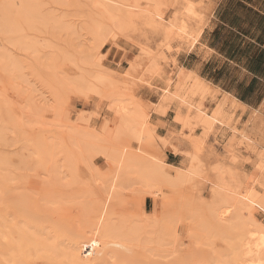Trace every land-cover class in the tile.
Instances as JSON below:
<instances>
[{
	"label": "rangeland",
	"instance_id": "374dc122",
	"mask_svg": "<svg viewBox=\"0 0 264 264\" xmlns=\"http://www.w3.org/2000/svg\"><path fill=\"white\" fill-rule=\"evenodd\" d=\"M43 1L40 0L37 7L41 6ZM46 1L47 6L43 4L40 9L38 8L39 10H36L39 11L41 16L48 17L46 15L53 13L52 16L56 20H62L67 25L73 24L77 30L79 29L77 25H81V23L85 25L87 22L88 19L84 21V18H90V14L96 15L95 11H97L90 0H72V2L70 0H67L68 2L57 0L59 3H54L52 0L51 3L49 0V3ZM138 1L140 9L141 7H147L144 0ZM222 1L162 0L160 10L164 14L165 24H168L175 17L178 20L185 19L188 32L191 35H198V39L193 45H189L188 39L177 37L173 30H166V26L158 25V23L155 27L149 25L144 14H134L126 26L115 30L119 34L115 37L108 35L109 39L97 51L98 58L102 60L99 67L92 65L82 67V63L79 61L87 49L86 42L89 44V40L92 39V44L90 42L89 45L94 43V38L92 35L90 37V32L86 31L87 29H82L81 32L80 29L78 33L76 32V35L72 36L62 31L54 37L49 31L45 32V30L51 28L52 21L46 26L42 27L41 25L42 29L45 28L44 32L40 30V23H37L39 26L35 25V29L33 27L30 30V25L25 24V28H23L24 25L18 27V24L17 33L26 32L29 35L24 34L27 40L31 39V42L38 46V48L35 47V53H29L20 48L18 50L13 41L8 40L10 33L12 36L17 33L13 34L8 31L4 33L5 30H0V52L9 54L8 62L12 60L21 62V67L16 71L14 77L7 70L1 68L0 64L1 70L3 69V71H0V129L4 136V143H2L4 146H1L0 143V155L11 156L7 172L12 179L9 180L8 184L12 194L18 195L25 192L34 201H44L41 197L48 195L47 197L52 199V202L48 200V204L52 205L54 201V207L49 205L48 208L47 205L45 207L47 215L49 213L50 216L54 217L55 215L57 217L56 219H48L50 227L47 231L51 240L58 244V238L55 236L53 229L59 227L54 222L62 221V226L66 225L67 228L71 224L72 230L67 232L62 226V228H59L62 234L68 236L66 239L60 240L66 252H75L92 247L100 250L101 256L85 254L89 264H189L194 259L196 252L197 255L203 258H210L213 254H219L218 252L228 255L227 252L231 247L235 248L237 240L235 232L232 233L233 231L228 229L227 231L225 228L222 230L215 223L214 217L208 212V204L211 202V196H213V192L210 193L212 191V181L210 179H213L214 176L212 169L215 166H220L223 170L224 179H229L237 183L238 186L245 184L248 179L254 180L259 190H264V165L263 169H260L259 164H255L257 161L259 162V157L264 156V122L260 119H264V103H262L264 99V75H261L264 68L259 64L252 65L251 62L249 63V57L256 53L258 45H242L240 36H236L229 29L227 31L224 28L221 16ZM87 2H90V6ZM140 9H136L137 12H140ZM86 11L90 16H87ZM91 11L93 12L91 13ZM12 31H15V28ZM37 41L38 44H36ZM82 41L85 43L83 44ZM77 43L81 44L82 47H79L81 50L79 48L76 50ZM66 44L70 47L67 48L68 45ZM73 52L75 53L73 54ZM66 58L70 59V62ZM151 59L157 64L155 67L153 64L151 65ZM73 63L75 66H73ZM78 64H81V67ZM251 65L253 69L259 72L256 75L257 77H252V73L249 71ZM180 66L182 74L177 77V70ZM89 67H92L93 70L95 68H99L100 71L104 70L103 75L106 72L104 75L106 82L104 81L103 84H99L86 76L88 79L93 80L94 85L96 83V89L98 88L102 94L100 98L98 93L91 92L92 96L90 93L85 99L82 88L78 83L86 71L89 74V71L92 70ZM148 67L150 68L148 69ZM83 70H85V73L82 72L81 74ZM9 76L11 77L9 78ZM12 77L18 80L13 89L12 85H7L9 82L7 79L11 80ZM51 78L52 81H50ZM109 79L111 82L108 81ZM59 82L63 85L58 84ZM73 82L75 83L73 84ZM104 83L106 86L108 85L106 88ZM109 84H112L111 87ZM16 87L20 88L18 89V91L20 90L19 93H17ZM166 87H169L167 92L170 96L182 100V104H180V107L175 104H167L168 109L166 107L165 114H161L163 112L159 113L160 110L158 109L156 116V106L158 108L160 102L164 100L161 96ZM196 87L199 88L197 95H194L192 92L197 90ZM114 89L119 92L126 91L125 93L131 91L130 96L133 94L131 97L136 99L138 96L137 99L140 98V100L149 104L150 107L147 108L151 119L149 128L151 132L156 134V140H154V143L145 142L146 149L153 152L158 148L164 162L179 165L186 169L190 166L187 161H183L184 154L195 155L200 163H203L204 171L208 173L205 174L204 172L201 173V176L199 175L198 181H200V178L201 181L198 184H196V178L192 179L196 175L198 178V174H193V176L189 174V176L187 175L188 178L183 177L181 180H177L175 186L157 180L156 184L150 187L135 180L136 174L131 170H126L124 176L132 178L131 185L120 189L106 190L100 187L94 179V168L101 171L110 169V174L113 175L115 170L121 168L119 164H111L109 160L94 156L90 164L79 157L73 168L67 166L65 158L70 153L68 150V147H70V134L67 128L58 125L59 120H63L66 116L64 120L72 122L77 115L86 113L91 117L89 125L92 128H100L106 121L111 127L115 126L117 117L110 114L108 99L103 98L106 95L105 93ZM57 91L58 94L56 95ZM229 96L236 102L242 101L246 105L241 106V108L232 105V108H229V103H231ZM27 97L34 102L35 106L42 107L43 111L45 108L43 115L42 111L40 112L41 116L35 115L33 105L26 102ZM202 97L204 98L202 112H207L208 108L216 107L224 115L218 116V119L214 122V127L230 126L229 132L222 142L215 139L214 133L217 131L215 129H212L206 137H200L201 130L199 127H196L195 133H197L194 137H192V131L183 126H179L177 131H173L172 122L176 116L175 114L179 113L183 116L186 110L185 103L193 98L198 102ZM97 102H101L98 104L99 106ZM232 103L236 104L235 102ZM56 112L58 114L54 115ZM232 114L233 122L231 124L226 118ZM252 117L255 118L253 120V125L257 129L255 131L247 126ZM5 123L8 124L5 125ZM19 134H21L22 139ZM39 135L57 138L55 163L61 167V170L59 171V178L49 180L48 185L42 184L43 178L46 179L45 174L38 166V154L33 151L35 146L33 140L37 141L38 144ZM189 135L191 139H189ZM157 137L159 140H157ZM26 139L29 140L26 141ZM31 139L33 140L31 141ZM28 141H31V144ZM160 141H165L166 144H162ZM130 142L134 145L131 148H135L136 142L131 140ZM31 145L34 146L31 147ZM170 147H175L176 151L174 152ZM75 152L77 153V151ZM75 152H73L74 156H76ZM22 155L25 158V165L23 164L24 161L21 163L23 165L19 163L18 157ZM250 161H252L251 164ZM174 172L177 173L176 170H171L172 174ZM19 173L25 175L20 176ZM189 177H191L190 180L193 181V184ZM34 189H38V191ZM49 190L53 192L51 193ZM43 193H45L44 196H42ZM91 203L94 208L88 213L86 209ZM255 210L257 212L254 210L252 212L254 218L264 225V212L258 209ZM71 220L72 223L69 224L68 221ZM51 221H54L53 224ZM103 224L104 226L117 225L121 237L102 236ZM204 224L207 225V229ZM157 225L159 226L157 227ZM164 228H166L164 234L167 238L177 235V244L172 248L173 251L165 257L152 255L143 247L146 244V238L152 240L158 238L159 235H162L161 232ZM204 228L206 232L209 229L210 231L206 233ZM147 229L148 233L146 232ZM159 229H163L160 234H158ZM194 230L199 231L198 233L202 231L200 233L202 240L200 239L201 242L198 244L194 242L195 239L193 238L195 237L191 239L189 236L190 231L192 235ZM76 237H78V240L74 243Z\"/></svg>",
	"mask_w": 264,
	"mask_h": 264
},
{
	"label": "bare ground",
	"instance_id": "6f19581e",
	"mask_svg": "<svg viewBox=\"0 0 264 264\" xmlns=\"http://www.w3.org/2000/svg\"><path fill=\"white\" fill-rule=\"evenodd\" d=\"M39 1L40 0H0V22H1L0 25L2 26L0 28V30L3 29V30H5L4 33L6 31H8V32H12L14 34V33H17L16 30H17L18 24H19L18 27H20V25H24V26H22L23 28H25V24L30 25V27H29V30H30V28L33 29V27L35 29V25H37V23H40V28H41V25H42V27L46 26L51 21H52L51 28H49V30H45V32L49 31V33H51L52 36H54V37H56L57 34H60V32H62V31H64V32L68 33V35L72 36V35H76V32L78 33V30H80V29H81L80 32L82 31V29H85V30L87 29L86 31L90 32V37H91V35L93 36L94 43H93V45H89L90 42L92 44L91 38H90L91 41L89 40V44H88V42H86L87 49L84 51L83 55L81 56V59L79 58L80 59L79 61H81L80 63H82V67L84 65L85 66L92 65L94 67H99L100 64L102 63V60H100L101 58L100 59L98 58L97 51L100 50V48L103 46V43L107 39H109L108 35L112 36V37L113 36L115 37L116 35H118L119 34V33L117 34L118 31L116 32L115 30H118L120 28L122 29L124 26H126L129 23V21L132 19L134 14H138V13L144 14L146 21L149 25L155 27V25L158 23V25L166 26V28H165L166 30H173L174 34L177 35V37L183 38V39L184 38L188 39L189 45H193L195 43V41L198 39V35H191L188 32L185 19H179L178 20L175 17L173 20L168 22V24H165L164 14L160 10V5L162 4V0H144V2H146V4H147V7H145V8L141 7V9H140V4H139L138 0H90L91 3L96 8V9L95 8L94 9L97 10L95 12H96V15H98V16L92 15V14H90L91 15L90 16V15H88V12L86 11L87 16H90V18H84L85 20L82 18V20H84V21H86V19H88V20L86 23L84 22L85 25L82 23H81V25H77V28H79L78 30L76 29V27L73 24L67 25L62 20H56L52 16L53 13L52 14L50 13L52 17L49 16L50 14L46 15L48 17L41 16V14H39V11L37 12L36 10L38 8L40 9V7L43 4L46 5L47 3L45 4V0H44L43 4L41 3V6L37 7L39 4ZM50 1L51 0H49V2ZM70 1L72 2V0H70ZM46 2H48V0ZM52 2L59 3V1L57 2V0H52ZM60 4H62V3H60ZM89 6H90V4H89ZM89 8H91V7H89ZM92 8H93V6H92ZM136 9H140L139 10L140 12H137ZM36 12L38 13V15ZM92 12L93 11H91V13ZM40 13H41V11H40ZM89 13H90V11H89ZM45 14H46V11H45ZM83 14L85 15V13H83ZM52 18H54V19H52ZM59 19H60V17H59ZM12 25H13V29H12ZM31 25H32V27H31ZM37 26H39V25H37ZM48 26H47V28H48ZM9 27H11V28H9ZM14 28H15V31H12V30H14ZM44 29L41 28L40 30L43 31ZM3 30H2V32H3ZM18 30L20 31V29H18ZM86 31H85V33H87ZM8 32H7V34H9ZM24 34L29 36L26 32L23 33V31H21V33L18 32L14 36H12V34L10 33L9 34L10 38L8 37V40L11 39L13 41L14 45L17 46L18 50L20 48L23 51H27L29 53H35L36 52L35 47L38 48V46L35 45L34 42H31V39L27 40V37ZM87 34H89V33H87ZM9 35H7V36H9ZM80 35H82V34L80 33ZM4 38H6V36H4ZM12 41H11V43H12ZM82 43H83V41H82ZM36 44H38V41L36 42ZM77 44L79 46L77 45L76 50L81 46V44H79V43H77ZM66 45H68V44H66ZM68 47H70V46L68 45L67 48ZM48 48H50V47H48ZM51 49H52V47H51ZM74 53L75 52H73V54ZM8 56H9V54H6L4 52H0L1 68H3L4 70H7L14 77V74H16V71L19 70L21 67V62L13 61V60L11 62H8ZM75 57H76V54H75ZM76 59H77V57H76ZM67 60H69V62H70V59H67ZM71 60H72V57H71ZM73 60L75 61L74 57H73ZM149 64H150V62H149ZM152 64L154 67L157 65L156 62H153L151 59V65ZM151 65H149V66L153 67ZM73 66H75V64ZM78 66L81 67V64H78ZM150 67H148V69ZM1 68H0V71H3V69L1 70ZM89 69H92V67L91 68L89 67ZM101 70H102V68H101ZM91 71H93V72H91ZM91 71H89V74H87L88 73L87 71L85 73V70L81 71V74H82V72L85 74L82 75L83 78L81 77V79L78 83L82 88L84 98L88 97L91 92L98 93L99 98H100V95L102 96L101 91L98 88L96 89V86H95L96 83L94 85L93 80H95V82H98L99 84L100 83L103 84V82L106 79L104 76L106 74V72H104V75H103L102 72L104 70L100 71L99 68L98 69L95 68V70L92 69ZM167 72H169V71H167ZM181 72H182V68L180 66L177 70V77H179L182 74ZM9 73H8V75H9ZM183 73H185V72H183ZM50 74H51V72H50ZM3 75H7V74H3ZM190 75L191 74L189 73V76ZM86 76L92 78L93 80H90V78L88 79V77H86ZM10 77L11 76H9V78ZM13 77L11 80H9V78L7 79V81H9L7 83V85H12V89H13V86H15V84L18 83V80L16 78H13ZM177 77H175V78H177ZM2 78H3V76H2ZM189 78H187V79H189ZM3 80H4V78H3ZM55 80H54V82H55ZM50 81H52V78ZM108 81L111 82L110 79ZM168 81H169V78H168ZM74 83L75 82H73V84ZM56 84H57V82H56ZM58 84H60V82ZM66 84H67V82H66ZM113 84H115V83H113ZM197 84H199V83H197ZM60 85H63V84L61 83ZM111 85L109 84L110 87H111ZM97 86H98V84H97ZM104 86L106 88L108 85L106 86L104 83ZM113 86H116V85H113ZM22 87H23V85H22ZM61 87H63V86H61ZM198 88L199 87H196L197 90L195 92L193 90L192 94L197 95ZM18 89H20V88L18 87L17 91H18ZM115 89L108 92V93H105L106 94L105 97L103 96L104 99L105 98L108 99V107L110 109V114L117 117V124L115 126L111 127L110 125L107 124V121H106V122H104V124L102 126H100V128H92L89 125V120L91 117L89 114H86V113H82L80 115H77L75 120H73L72 122L65 121L64 118L66 116L63 118V120L62 119L59 120L60 122H58V125L60 127L64 126L65 128H67L68 133L70 134L69 135V141H70L69 146L70 147H68V150L70 151V153L65 158L67 166H72V168H73L79 157L82 160H84L90 164V162L92 161V158L94 156H100L106 160H109L111 164H119L121 168L118 170H115V173L113 175L110 174V169L107 171H101L98 168H94V171H93L94 172V174H93L94 179L100 185V187H102L106 190L107 189H113V190L114 189H120V188H123L124 186L131 185V183L133 182L132 178H128V177L124 176L125 175L124 171H126V170H131L134 174H136L135 180L139 181L140 183L143 182V183L149 185L150 187H153L156 184L157 180L158 181L162 180L171 186H175L177 183L176 182L177 180H181L183 177L188 178L189 174L192 176H193V174H198V178H197V175H196V177L192 178L193 180L196 178V182H197L196 184H198V182L201 181V178H200V181H198L199 175L201 176L202 175L201 173L205 172L204 171L205 168H204L203 163H200V161L198 160V158L195 155L189 156L187 154H184L183 155V161H187V163H189V166H190V167L188 166L189 168L186 169V168H183L182 166H179V165H173L171 163L164 162V160L162 159V157L160 155L161 153H159L158 148H156L158 150L155 149V151H153V152L146 149V147L144 146L145 142L146 143L147 142H149V143L153 142L154 143V140H156V134L151 132V130L149 128V124L151 122V119H150L148 112H147L148 111L147 108H148L149 104L143 102L142 100H140V98L137 99L138 96L136 97V99L131 97L133 95L132 94L130 96L131 91H129L128 92L129 94H128V93H125L126 91L119 92L117 90L115 91ZM167 89H169V87H166L162 91L161 97L164 98V100H163L164 102L161 99L162 102H160V104L158 103L159 104L158 108L156 106V109H155L156 116H157V112L159 110H160L159 113L163 112L161 114H165L164 111H165L166 107L168 106L167 104H175L178 107H180V104H182V100H180L178 98H174V97L172 98L170 96V94L167 92ZM58 90L60 91L59 88H58ZM129 90H130V88H129ZM19 91L17 93H19ZM16 92H15V94H16ZM57 94H58V91H57L56 95ZM24 95H25V93H24ZM24 95H23V97H24ZM91 96H92V93H91ZM56 98H57V96H56ZM30 100L31 99H29L27 97L26 102L33 105V110H34L35 115L41 116V114H40L41 111H42L41 113L43 115L45 108L43 111L42 107L35 106V104H33L34 102L30 101ZM99 101H100V99H99ZM230 102L231 103H229L230 104L229 108L230 107L232 108V105L234 107H240V108H241V106L244 107L246 105L244 102H242V101L236 102L232 98H231ZM232 102H235L236 104H234ZM59 103H58V105H60ZM99 103H101V102H99ZM99 103L97 102V105ZM262 103H264V99H263ZM185 104H186V110H185L184 115L181 116L179 113L175 114L176 116L174 117L173 122H172L173 131L174 130L177 131L179 126H183V127H186L187 129H189V131H192V137H194L197 133V132L195 133L196 127H199L201 130L200 137H206V136H208V134L211 132L212 129L213 130L215 129V130H217L214 133L215 139L219 142H222L225 139L226 134L229 132L230 126L221 125L218 128L214 127L215 120L218 119L219 115H222L221 112L216 107H214L215 109L212 107L208 108L207 112H202L201 108L204 106V98L203 97L198 102H196V100L193 98L192 100H190L189 102H186ZM167 109H168V107H167ZM54 112H55V109H54ZM45 113H47V112H45ZM56 114H58V113L56 112L54 115H56ZM151 116L156 117L153 115H151ZM222 116H224V115H222ZM226 119L229 120L230 123L232 124L233 114ZM260 119L264 122L263 118H260ZM253 120H255L254 117H252V120L251 119L249 120L251 125H250V123L247 122L248 123L247 126H249L250 129H253L255 131L257 129L253 125L254 124ZM10 121H11V119H10ZM238 122H239V120H238ZM7 124L8 123H5V125H7ZM15 125H16V123H15ZM12 126H13V124H12ZM183 127H181V128H183ZM259 127H260V125H259ZM181 128H179V129H181ZM19 133H21V132H19ZM179 136H177V137H179ZM181 136H182V134H181ZM19 137H21V139H22L21 134H19ZM39 137H40V139H39L38 144H37V141L31 139V141L33 140L35 142V146H36L35 147L33 145L34 146L33 147L31 145V147H33V149H34L33 151L38 154V158H39L38 166H40V168L43 170V172L45 174L46 179L43 178L42 184L44 183L45 185H48L49 180L59 178V171L61 170L60 169L61 167L55 163V158H56V154H57V152H56L57 138L56 137L52 138V137L44 136V135H39ZM189 137H190V135H189ZM181 138L183 139V137H181ZM175 139H176V136H175ZM189 139H191V137ZM6 140H7V138H6ZM27 140H29V139H26V141ZM130 140L136 142L135 148H131L134 145L131 144ZM157 140H159L158 137H157ZM31 141H28V143L30 142V144H31ZM34 142H32V143H34ZM0 143H1V146H4V144H2V143H4V136H3V132L1 129H0ZM161 143L163 144V143H165V141L164 142L162 141ZM158 144H160V143H158ZM169 145H171V144H169ZM162 147H164V146H162ZM162 147H160V148H162ZM170 148L173 149L174 152L176 151L175 147H170ZM74 150L77 151V153ZM73 152L76 153V156L73 155ZM18 158H19V163L21 164L24 161L23 164L25 165V158L23 157V155L19 156ZM10 159H11V156H8V155L7 156L6 155L1 156L0 155V264H89V262L87 261L86 255L101 256L100 250H98L94 247L86 248L85 250H79V251H75V252H71V251L66 252L64 250V248L62 247V245L60 243V240H64L68 236H65L64 234H62L61 229H59L63 225L62 221H60L61 225H60L59 221L57 223H55L54 221L57 217L55 215H54V217L50 216L49 213H48V215H49L48 216L46 213V210H45L46 205H47V208L49 206L54 207V205H55V204L53 205L54 201H53L52 205L48 204V200H51V202H52V199H50V197L49 198L47 197L48 191L46 192L47 196L41 197V199H44V201L43 200L41 201L40 199H39L40 201H37V200L34 201L29 196V194L27 195L25 192L20 193L18 195L12 194L10 187H9V184H8L9 180L12 178H10V176L8 175V172H7L9 170V164H10L9 160ZM251 162L252 161H250V164H251ZM257 162L255 164H259V168L263 169L264 156L259 157V162L258 163ZM23 164H21V165H23ZM171 170L172 171L176 170L177 173L174 172L173 174H175V175H173L171 173ZM212 171H214V176H213V179L210 177L211 178L210 180L212 181V191H210V193L213 192L212 193L213 196H211L212 197V199L210 200L211 202L208 204V212L210 215H212L214 217L215 223L218 225V227H221L222 230L225 228L226 230L228 229L230 231H233L232 233L235 232L237 240L235 242L236 243L235 248H232L230 246L232 250L230 249L231 252H229L230 250L227 252L228 255L222 254L221 252H218L219 254H216V255L213 254L212 257H210V258H203V257L197 255L198 253L196 252V255L194 254V256H195L194 259H192L189 264H264V225L260 224L254 218L255 216L252 213L253 210L256 211L255 209H258L260 211L262 210L264 212V190H259V188H258L256 182H254V180L248 179L245 184H243L242 186H238L237 183H235L229 179H224L223 170L221 169L220 166H215L212 169ZM207 173L205 172V174H207ZM251 173H253V172H251ZM22 174H24V173H19L20 176H22ZM249 175H250V173H249ZM205 177H206V175H205ZM190 178L191 177H189V180H190ZM207 178H209V177H207ZM259 178H258V180H259ZM20 180H21V178H20ZM204 180H206V179H204ZM187 181H188V179H187ZM190 181H192V180H190ZM202 182H201V184L204 185ZM185 183L187 184L188 182H185ZM257 183H258V181H257ZM192 184H193V181H192ZM210 189H211V187H210ZM35 191H38V189ZM49 192L52 193L53 191L49 190ZM44 194L45 193H43V195L42 194L41 195L44 196ZM83 208L85 209V207H83ZM92 208H94V206L91 203V205L88 206L86 211H88V213H90ZM52 218H55V219H53L54 221H51L52 224L54 222V224H56V226L59 227V228L55 227L53 229L55 236H57V238H58L57 239L58 244H55L51 240V238L48 235V231H47L48 228L50 227V223H49L48 219L51 220ZM68 223L69 224L72 223V220L68 221ZM204 225H205V228L207 229V225L206 224H204ZM204 225H203V227H204ZM70 226H71V224L69 225V228H67L66 225H64L62 227L67 232L69 230H72V227H70ZM158 226L159 225H157V227ZM199 227H200V224H199ZM212 227H213V225H212ZM196 228H197V226H196ZM205 228H204V230L206 232ZM215 228H217V227H215ZM165 229L166 228H164V230L159 229L160 231L158 232V234H160L161 230H163V232H161L162 235H159L158 238H155L154 240L146 238V244L143 245V247L147 251L151 252L152 255H156L159 257L160 256L165 257V255H169L173 251L172 248L177 244V240H178L177 235H174L173 237L170 236L167 238L166 234H164ZM239 229H240L241 233H240ZM194 231H193L192 235H191V231H190L189 236L191 239L193 237H195V238H193V239H195L194 242H195V244H198L199 242H201L200 239L202 240V238H200V237H202L200 235V233H202V231H200V233H198L199 231H197V232L196 231L194 232ZM209 231H210V229H209ZM209 231H207L206 233H208ZM146 232L148 233V229ZM224 232H226V231L224 230ZM167 233L170 235L169 232H167ZM214 233H215V231L213 232V234ZM101 235L107 236V237H109V236L110 237H116V238L121 237L119 227L117 225L104 226V224H103V227L101 229ZM204 236H203V238H204ZM220 236H221V233H220ZM77 240H78V237L75 238L74 243ZM208 243H209V241H208ZM204 244H206V243H204ZM195 247H196V245H195ZM213 252H214V250H213ZM169 262H173V261H169Z\"/></svg>",
	"mask_w": 264,
	"mask_h": 264
},
{
	"label": "crops",
	"instance_id": "0c3cea01",
	"mask_svg": "<svg viewBox=\"0 0 264 264\" xmlns=\"http://www.w3.org/2000/svg\"><path fill=\"white\" fill-rule=\"evenodd\" d=\"M221 12L224 28L240 36L242 45H258L256 53L250 55L249 63L264 68V0H223ZM252 65L249 71L252 77H257L259 72Z\"/></svg>",
	"mask_w": 264,
	"mask_h": 264
}]
</instances>
